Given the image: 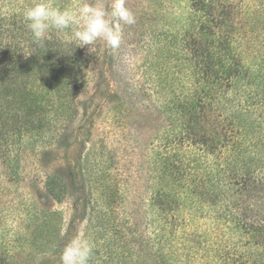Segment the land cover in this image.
I'll list each match as a JSON object with an SVG mask.
<instances>
[{
  "label": "rangeland",
  "instance_id": "obj_1",
  "mask_svg": "<svg viewBox=\"0 0 264 264\" xmlns=\"http://www.w3.org/2000/svg\"><path fill=\"white\" fill-rule=\"evenodd\" d=\"M30 3L0 0V15ZM169 4L127 0L136 23L124 27L116 51L103 41L76 47L70 33L50 32L54 56L77 54L78 67L28 125L15 117L18 104L0 98V264H61L64 245L78 234L93 242L90 264H226L214 251L221 227L207 214L186 205L162 210L154 199L157 186L167 191V174L156 176L165 172L170 121L159 109L164 67H151L150 34L164 25ZM244 264H264V256Z\"/></svg>",
  "mask_w": 264,
  "mask_h": 264
},
{
  "label": "trees",
  "instance_id": "obj_2",
  "mask_svg": "<svg viewBox=\"0 0 264 264\" xmlns=\"http://www.w3.org/2000/svg\"><path fill=\"white\" fill-rule=\"evenodd\" d=\"M168 6L164 25L150 34L151 67H164L158 88L166 100L159 109L170 121L165 172L156 176L167 174V191L157 186L154 199L172 212L196 206L221 227L218 260L244 264L253 254L264 256V0ZM12 9L0 15V98L18 104L15 117L28 125L49 92L74 81L78 55L55 57L54 35L34 43L22 12Z\"/></svg>",
  "mask_w": 264,
  "mask_h": 264
},
{
  "label": "clouds",
  "instance_id": "obj_3",
  "mask_svg": "<svg viewBox=\"0 0 264 264\" xmlns=\"http://www.w3.org/2000/svg\"><path fill=\"white\" fill-rule=\"evenodd\" d=\"M25 27L33 42L43 45L49 33H70L76 47L92 46L103 41L106 48L116 51L123 41L124 27L136 23L127 0H77L59 6L53 0H31L22 11ZM94 245L85 235L69 240L60 253L61 264H90Z\"/></svg>",
  "mask_w": 264,
  "mask_h": 264
}]
</instances>
